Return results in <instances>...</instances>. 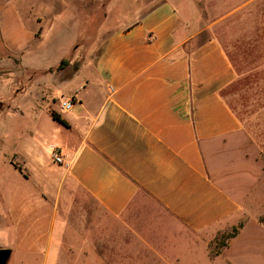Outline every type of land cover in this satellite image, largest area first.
Segmentation results:
<instances>
[{
    "label": "crops",
    "instance_id": "crops-1",
    "mask_svg": "<svg viewBox=\"0 0 264 264\" xmlns=\"http://www.w3.org/2000/svg\"><path fill=\"white\" fill-rule=\"evenodd\" d=\"M14 5L0 0V50L17 64L19 41L37 38L41 22L29 29L31 13ZM244 5L162 1L63 80L62 100L75 104L46 107L48 158L36 130L35 152L14 149L6 161L7 263L25 250L44 264H264L246 235L256 228L264 241V204L251 203L264 191V4L252 24Z\"/></svg>",
    "mask_w": 264,
    "mask_h": 264
},
{
    "label": "rangeland",
    "instance_id": "rangeland-1",
    "mask_svg": "<svg viewBox=\"0 0 264 264\" xmlns=\"http://www.w3.org/2000/svg\"><path fill=\"white\" fill-rule=\"evenodd\" d=\"M7 1L16 4L14 6L19 10L31 13V19L27 21L29 29L38 30L39 28L34 16H37L41 22L37 38L19 41L21 45L19 48L27 47V49H21L20 54L15 51L17 54L15 57L20 60V63L16 64L13 58L8 59L0 50V67H3L0 68V184L9 187L11 170L6 161L12 157L14 149L27 152L28 148H32L35 152L32 133L36 130L43 134L37 150L48 158L46 148L53 141L50 133L55 125L46 107L48 105L55 107L56 103L59 104L64 99L67 82L63 80L69 74L75 73L76 66L79 67L81 63L90 59L94 51L103 45L111 34L135 23L151 7L162 1H170L181 10L191 0ZM232 1L240 5L245 4L240 13L245 15L250 24L253 22V15L249 12L256 6L261 8L264 4V0ZM230 7H232L230 2H225V6L222 4L217 12L224 9L227 11ZM60 18L64 22L62 25L54 24L50 27V23H57ZM260 29L264 30L263 24L260 25ZM44 31H46L45 35H43ZM63 61L66 63L63 64L61 69L64 70L61 71L59 67ZM50 67L52 68L49 71L52 74L48 71ZM84 79L83 73L80 79L75 78L77 81ZM258 79L264 80V75L261 74ZM261 91L262 99L264 89ZM247 99L249 100V97ZM253 108L254 106L251 107L252 110ZM262 159L264 160V155ZM42 176L43 172L38 170V177ZM256 186L258 187V184ZM251 203H253V212L259 210L260 204H264V191L257 188L252 194ZM260 221L263 223L264 218L261 217ZM3 223L0 220V225H4ZM259 233L255 228L247 231L246 235L250 234L255 242V248L251 250V254L262 257L264 256V241L258 238L263 235ZM18 253H20L19 256L7 264H44L39 258L33 261L29 259L31 260L29 262L25 257L27 253L25 250L18 251Z\"/></svg>",
    "mask_w": 264,
    "mask_h": 264
},
{
    "label": "built area",
    "instance_id": "built-area-1",
    "mask_svg": "<svg viewBox=\"0 0 264 264\" xmlns=\"http://www.w3.org/2000/svg\"><path fill=\"white\" fill-rule=\"evenodd\" d=\"M75 104V101L73 99H65L62 100L60 103L61 111L63 112H69L73 109ZM52 157L55 160V162L62 164L64 162L63 156L61 154V150L59 147H52Z\"/></svg>",
    "mask_w": 264,
    "mask_h": 264
},
{
    "label": "water",
    "instance_id": "water-1",
    "mask_svg": "<svg viewBox=\"0 0 264 264\" xmlns=\"http://www.w3.org/2000/svg\"><path fill=\"white\" fill-rule=\"evenodd\" d=\"M10 256L9 250H0V264H7Z\"/></svg>",
    "mask_w": 264,
    "mask_h": 264
},
{
    "label": "trees",
    "instance_id": "trees-1",
    "mask_svg": "<svg viewBox=\"0 0 264 264\" xmlns=\"http://www.w3.org/2000/svg\"><path fill=\"white\" fill-rule=\"evenodd\" d=\"M64 63H66V62L63 61V62L61 63L59 69L62 68V66H63ZM76 69H78V66H76ZM52 116H53V118H54L56 121H58V122H60V123H62V124H66V122L61 118V116H60L59 114H57V113H55V112H52ZM235 231H236V230H235Z\"/></svg>",
    "mask_w": 264,
    "mask_h": 264
}]
</instances>
